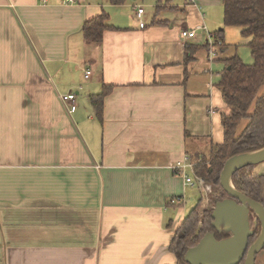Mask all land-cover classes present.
<instances>
[{"label": "crops", "instance_id": "obj_1", "mask_svg": "<svg viewBox=\"0 0 264 264\" xmlns=\"http://www.w3.org/2000/svg\"><path fill=\"white\" fill-rule=\"evenodd\" d=\"M103 13L110 29L86 41ZM248 42L223 26L222 0H0V264H175L187 213L170 203L186 189L173 166L222 142L217 83L227 60L252 63Z\"/></svg>", "mask_w": 264, "mask_h": 264}, {"label": "trees", "instance_id": "obj_2", "mask_svg": "<svg viewBox=\"0 0 264 264\" xmlns=\"http://www.w3.org/2000/svg\"><path fill=\"white\" fill-rule=\"evenodd\" d=\"M120 4L122 0H112ZM223 26L241 28V35L249 39L248 47L252 57L251 64L243 63L239 57L226 61L217 83L222 98L229 108V113L222 118L223 139L220 144H210L205 152H196L189 156L194 164V173L219 192L211 198L212 208L202 209L201 200L188 211L172 238L169 251L176 258L175 264H188L184 256L188 249L195 247L209 233L220 241L230 235L218 232L212 227V212L216 202L228 196L220 188V174L225 162L234 157L264 148V94L258 91L264 84V0H222ZM107 15L101 14L84 23L81 29L83 38L88 42L99 43L103 33L110 29L106 25ZM221 40V32L212 34ZM222 43V42H221ZM111 91L110 86H103L97 95L89 96L95 117L101 121L103 100ZM253 104V111L248 109ZM247 125L237 135L236 129L241 120ZM254 166H247L236 171L231 182L233 187L247 198L264 208V175L255 174ZM249 220L256 221L253 235L249 238L251 245L260 233V223L251 211ZM264 251V248L263 250ZM244 264V260L240 263Z\"/></svg>", "mask_w": 264, "mask_h": 264}, {"label": "water", "instance_id": "obj_3", "mask_svg": "<svg viewBox=\"0 0 264 264\" xmlns=\"http://www.w3.org/2000/svg\"><path fill=\"white\" fill-rule=\"evenodd\" d=\"M264 163V148L228 159L220 174V188L228 196L216 202L212 212V227L229 237L216 240L213 233L206 234L199 243L187 250L184 260L188 264H255L256 255L264 248V208L238 192L232 185V175L247 166ZM253 212L260 223L257 239L249 245L255 220H249Z\"/></svg>", "mask_w": 264, "mask_h": 264}, {"label": "built area", "instance_id": "obj_4", "mask_svg": "<svg viewBox=\"0 0 264 264\" xmlns=\"http://www.w3.org/2000/svg\"><path fill=\"white\" fill-rule=\"evenodd\" d=\"M139 2H142L143 0H138ZM63 3L66 4H75L76 0H62ZM135 15L140 21V28L144 27V24L141 22V17L143 14V6L141 4L136 5L135 7ZM205 28H203L204 30ZM180 37L185 39H190L195 37V31H188V30H182L180 33ZM206 46L208 51V57L210 59H214L218 51L221 50L222 43L220 40L216 39L212 34L207 33L206 37ZM90 75V71L86 70L84 77L87 79ZM62 103L68 107V111L70 113H73L75 111V94H67L62 95L60 97ZM174 172L180 176L184 182V185L187 186H198L200 190H206L207 186L202 178L199 176H196L194 173V164L191 162L190 158L185 156L184 159L181 162H176L173 166ZM181 197H176L170 201L172 205L174 204H180L182 203Z\"/></svg>", "mask_w": 264, "mask_h": 264}, {"label": "rangeland", "instance_id": "obj_5", "mask_svg": "<svg viewBox=\"0 0 264 264\" xmlns=\"http://www.w3.org/2000/svg\"><path fill=\"white\" fill-rule=\"evenodd\" d=\"M240 48H241L240 50H245L247 52V49L244 48V46L240 45ZM220 53H221V51L219 50L218 55ZM248 57H249V60L251 63V58H250V56H248ZM262 85H264V84H262ZM258 94H262V92L260 93V89L258 91ZM252 111H253V104L248 109V113H251ZM243 120H245V119H243ZM243 120H241L237 130L242 129V127L246 124L247 121H243ZM205 184H206L207 188L205 191L201 190V192H200V189L198 188V186L191 187V186L185 185V187H186V189L184 188L185 193L183 194V200H182V203H180V204L182 205V208H184L186 213H188V211L190 209H192L197 204V202L199 200H202L203 204H205V206L201 205V208H205V209L212 208L213 204L211 203V198L214 197L216 194H218L219 187L214 188L207 183H205ZM259 254L260 255L258 256V258L259 259L261 258V262L264 264V251L260 252Z\"/></svg>", "mask_w": 264, "mask_h": 264}]
</instances>
